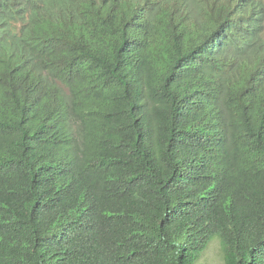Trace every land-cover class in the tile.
<instances>
[{"label":"trees","instance_id":"trees-1","mask_svg":"<svg viewBox=\"0 0 264 264\" xmlns=\"http://www.w3.org/2000/svg\"><path fill=\"white\" fill-rule=\"evenodd\" d=\"M264 264L263 0H0V264Z\"/></svg>","mask_w":264,"mask_h":264},{"label":"rangeland","instance_id":"rangeland-1","mask_svg":"<svg viewBox=\"0 0 264 264\" xmlns=\"http://www.w3.org/2000/svg\"><path fill=\"white\" fill-rule=\"evenodd\" d=\"M264 1V0H263ZM197 264H224L221 250V244L218 239H214L202 258Z\"/></svg>","mask_w":264,"mask_h":264}]
</instances>
